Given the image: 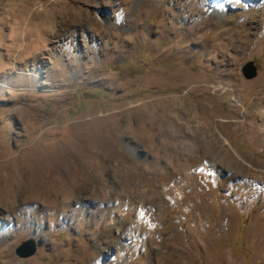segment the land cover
<instances>
[{"label":"rangeland","instance_id":"rangeland-1","mask_svg":"<svg viewBox=\"0 0 264 264\" xmlns=\"http://www.w3.org/2000/svg\"><path fill=\"white\" fill-rule=\"evenodd\" d=\"M263 116L264 0H0V264H264Z\"/></svg>","mask_w":264,"mask_h":264},{"label":"bare ground","instance_id":"bare-ground-1","mask_svg":"<svg viewBox=\"0 0 264 264\" xmlns=\"http://www.w3.org/2000/svg\"><path fill=\"white\" fill-rule=\"evenodd\" d=\"M97 122L100 125H102V122L100 120L97 119ZM200 129L202 128H199V130ZM88 136L89 135L87 133H85L83 137H82V133H80V135H77V137L75 136L74 139H77L79 143H71L74 145H70V144L67 145V149L78 150L80 147V143L82 144L84 141L86 144ZM201 137H206V136L201 135L200 138ZM213 138H215L214 140H216V137H213ZM97 140H98V145L103 144L104 139L101 136H98ZM215 143L217 142L215 141ZM84 146H88V145H84ZM47 149L50 150L51 153H49ZM47 149L45 148L39 151L37 150L33 153V155H31V153L29 154L31 156L30 157L31 159H29L30 161L27 164H30L31 172L30 173L25 172L26 169H23L24 170L23 174L26 177L24 178V183L17 186L16 188L17 192L15 193L16 195H18V193L21 192V193H24V195L26 194V197L28 195L30 198H35V199L39 198V199H45V200L50 199L52 201H57L59 199H63V197H65L66 194H68L69 192L75 191L81 185V178H79V176L72 171L73 169L71 170L70 167L67 165L66 161L64 160L63 154L60 152V148L57 147V148H52V149L47 148ZM102 150H104V153L107 151L105 147L101 149V152ZM230 152L227 151L225 153L227 154V160H230L228 159V157L232 156ZM22 166L23 164L19 166L20 169L22 168ZM51 173L54 175L53 178L51 177L52 176ZM10 178L12 177H8L7 181ZM9 182H11V179ZM8 191L10 190L8 189Z\"/></svg>","mask_w":264,"mask_h":264},{"label":"water","instance_id":"water-1","mask_svg":"<svg viewBox=\"0 0 264 264\" xmlns=\"http://www.w3.org/2000/svg\"><path fill=\"white\" fill-rule=\"evenodd\" d=\"M242 71L246 78H253L257 75V67L253 60H249L244 64L242 67ZM37 250L36 242L34 239H28L20 244L17 249L16 253L21 257H28L33 255Z\"/></svg>","mask_w":264,"mask_h":264}]
</instances>
